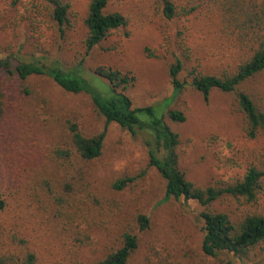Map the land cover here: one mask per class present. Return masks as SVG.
<instances>
[{
  "label": "trees",
  "instance_id": "obj_1",
  "mask_svg": "<svg viewBox=\"0 0 264 264\" xmlns=\"http://www.w3.org/2000/svg\"><path fill=\"white\" fill-rule=\"evenodd\" d=\"M45 1L64 37L71 25V0ZM114 1L88 0L84 18L87 52L128 24L126 14L111 8ZM150 1L169 20L205 14L213 32L234 52L228 69L211 73L199 66L191 68L187 58L176 56L169 67L173 94L159 104L136 107L127 93L137 79L130 70L106 65L87 70L85 56L67 65L59 58L47 62L46 57L0 55L4 73L0 76V120L12 109L19 111L38 99L41 91L34 78L45 75L66 93L89 95L95 116L105 123L102 131L88 132L76 117L69 116L51 140L44 168L29 188L40 201H47L61 232L75 247L64 264H132L143 246L142 235L153 228L143 181L151 167L163 183L156 206L184 199L204 207L200 212L202 264H235L236 258L264 264V154L255 155L244 175L233 182L202 185L193 181L180 165L181 134L173 127L187 116L171 107L188 84L206 100L214 90L234 93L246 116L249 137L264 133V90L257 95L242 88L264 74V0ZM184 71L188 75L182 79ZM110 124L142 136L148 165L136 173L110 169L97 186L94 176L105 162ZM224 198L236 204L215 209L214 204ZM7 206V196L0 190V264H43L35 243L6 219ZM147 246L138 264H181L155 242L148 241Z\"/></svg>",
  "mask_w": 264,
  "mask_h": 264
},
{
  "label": "rangeland",
  "instance_id": "obj_2",
  "mask_svg": "<svg viewBox=\"0 0 264 264\" xmlns=\"http://www.w3.org/2000/svg\"><path fill=\"white\" fill-rule=\"evenodd\" d=\"M71 2V25L63 37L45 0H0V55L46 57L47 62L59 58L67 65L85 56L87 70L98 65L130 70L137 79L127 93L136 107L159 104L173 94L169 67L176 56L187 58L191 68L199 66L211 73L228 69L233 60L234 52L213 32L214 26L205 14L179 15L169 20L150 0L112 2L113 10L127 15L128 24L87 52L84 18L88 0ZM187 75L184 71L181 78ZM0 76H4L1 71ZM34 81L41 96L19 111L12 109L0 120V190L7 196L6 219L35 243L42 263L64 264L75 247L61 232L47 201L42 197L40 201L29 186L44 168L47 148L69 116L76 117L88 132L102 131L105 123L95 116L89 95L66 93L49 76H36ZM243 87L260 95L264 74ZM172 106L187 116L184 122L172 124L181 134L180 165L193 181L202 185L233 182L244 175L255 155L264 154V133L249 137L247 119L236 94L214 90L206 100L188 84ZM147 165L142 136L110 124L106 158L94 176L95 184L100 186L110 169L136 173ZM143 181L153 228L142 235L143 246L132 264H138L148 251V241L181 264H202L200 212L204 207L184 199L156 206L163 183L155 168L148 169ZM235 204L233 199L224 198L213 207L226 210ZM235 264L253 262L236 258Z\"/></svg>",
  "mask_w": 264,
  "mask_h": 264
}]
</instances>
